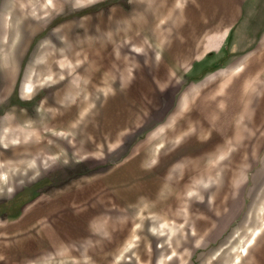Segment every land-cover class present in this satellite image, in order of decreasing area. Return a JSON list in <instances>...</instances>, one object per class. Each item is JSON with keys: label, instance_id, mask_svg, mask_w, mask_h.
<instances>
[{"label": "rangeland", "instance_id": "obj_1", "mask_svg": "<svg viewBox=\"0 0 264 264\" xmlns=\"http://www.w3.org/2000/svg\"><path fill=\"white\" fill-rule=\"evenodd\" d=\"M126 2L62 6L46 25L61 38L26 56L17 90H36L69 155L89 160V222L110 224L122 264H264V160L246 164L257 153L245 136L263 88L230 95L235 108L208 101L200 72L183 69L194 56L151 45L136 22L149 0Z\"/></svg>", "mask_w": 264, "mask_h": 264}, {"label": "crops", "instance_id": "obj_2", "mask_svg": "<svg viewBox=\"0 0 264 264\" xmlns=\"http://www.w3.org/2000/svg\"><path fill=\"white\" fill-rule=\"evenodd\" d=\"M105 1L0 0V264L123 262L118 239L106 231L110 224L89 222V160L69 155L72 144L61 141L34 105L36 90H17L26 56L46 39L61 38L46 25L56 27L62 6L77 10ZM133 7L141 13L136 22L149 23L151 45L194 56L183 69L200 72L196 88L208 101L220 96L235 108L230 95L240 99L258 87L264 94V0H149L148 7ZM21 86L30 89L28 80ZM248 135L257 155L246 164L253 165L264 160V114Z\"/></svg>", "mask_w": 264, "mask_h": 264}]
</instances>
